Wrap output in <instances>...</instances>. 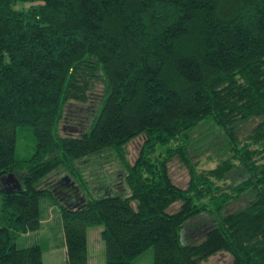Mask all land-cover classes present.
Returning <instances> with one entry per match:
<instances>
[{
	"label": "trees",
	"instance_id": "1",
	"mask_svg": "<svg viewBox=\"0 0 264 264\" xmlns=\"http://www.w3.org/2000/svg\"><path fill=\"white\" fill-rule=\"evenodd\" d=\"M100 83L106 94L91 127L61 137L66 106L87 103ZM201 127L221 131L229 154L199 172L191 150L208 142L193 139ZM26 128L35 150L20 158ZM139 137L131 164L126 148ZM107 153L129 192L96 197L83 163ZM176 158L189 170L185 189L170 176ZM235 171L243 177L225 186ZM60 172L83 192L80 206L60 204L44 185ZM9 175L21 192L3 185ZM0 194V264H44L40 245L16 241L41 229V202L53 197L67 264H89L94 226L104 227L106 264H134L149 249L154 264H205L219 254L264 264V0H0ZM199 217L208 226L186 242Z\"/></svg>",
	"mask_w": 264,
	"mask_h": 264
},
{
	"label": "rangeland",
	"instance_id": "2",
	"mask_svg": "<svg viewBox=\"0 0 264 264\" xmlns=\"http://www.w3.org/2000/svg\"><path fill=\"white\" fill-rule=\"evenodd\" d=\"M26 4H18L16 9L26 8ZM106 87L104 84H98L91 93L89 101L85 104L71 102L65 108L64 117L59 126V135L61 137L77 138L83 135L92 125L93 120L99 113L101 103L105 97ZM255 123L244 124L238 127L239 138H244L250 134ZM27 129V130H26ZM20 129L17 144V154L20 158L30 157L35 150V142L31 129ZM207 139V144L192 148L193 162L199 172L208 171L216 168L224 155L229 154L228 146L221 131H209L207 127L198 128L193 135V139L198 144V139ZM145 138L139 137L132 141L126 148V156L131 164L138 159L140 150L144 144ZM201 143V142H200ZM84 175L90 182L91 191L96 197L102 194L118 192L119 189L128 191L125 183L126 173L119 161L113 154L107 153L99 158L93 157L83 163ZM170 176L178 187L187 188L190 182L188 168L178 158L170 163ZM62 172L55 173L45 182L51 188L59 180L66 177ZM243 175L233 172L228 176L225 186H232L242 178ZM223 185V182L221 183ZM107 188H106V187ZM109 189V190H108ZM2 194H0V208L2 205ZM54 197L45 198L41 202L42 227L39 231L20 235L16 241L18 248H28L34 245H40L44 251V264H67L65 234L62 218L59 209L54 205ZM180 205L173 206L172 211H177ZM244 207V202L232 206L228 212H234ZM205 217L195 218L185 228L184 239L190 242L196 237L202 235V230L208 225ZM103 226H94L88 229L89 238V264H106L105 243L101 238ZM232 258L227 254H219L210 259L205 264H230ZM134 264H154V249H149Z\"/></svg>",
	"mask_w": 264,
	"mask_h": 264
},
{
	"label": "flooded vegetation",
	"instance_id": "3",
	"mask_svg": "<svg viewBox=\"0 0 264 264\" xmlns=\"http://www.w3.org/2000/svg\"><path fill=\"white\" fill-rule=\"evenodd\" d=\"M70 185H71L70 180L68 179V176H66L63 179L59 180L49 189L51 190L53 195L56 194L61 201L65 202L66 207L80 206L81 205L80 198L84 194L82 191L81 194L74 192L73 188Z\"/></svg>",
	"mask_w": 264,
	"mask_h": 264
},
{
	"label": "water",
	"instance_id": "4",
	"mask_svg": "<svg viewBox=\"0 0 264 264\" xmlns=\"http://www.w3.org/2000/svg\"><path fill=\"white\" fill-rule=\"evenodd\" d=\"M68 179L70 180V183H71L70 186L73 188L74 192L81 194L82 192H81V189L79 188V186H77L76 183L74 181H72L69 177H68ZM3 185L9 187L8 191H12V192H21L22 191L21 180L18 177H16L15 175H9L7 178H4L3 179ZM54 196L60 204L65 205V202L61 201L56 194H54ZM80 200H81V204L84 203L86 201L85 196L83 195L80 198ZM74 207H76V206H74Z\"/></svg>",
	"mask_w": 264,
	"mask_h": 264
}]
</instances>
